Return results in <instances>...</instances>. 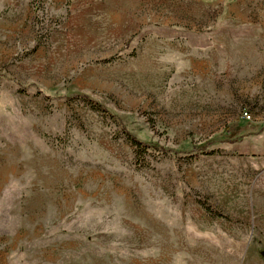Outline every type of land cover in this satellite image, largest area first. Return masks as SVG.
I'll use <instances>...</instances> for the list:
<instances>
[{
    "label": "rangeland",
    "instance_id": "374dc122",
    "mask_svg": "<svg viewBox=\"0 0 264 264\" xmlns=\"http://www.w3.org/2000/svg\"><path fill=\"white\" fill-rule=\"evenodd\" d=\"M0 264H264V0H0Z\"/></svg>",
    "mask_w": 264,
    "mask_h": 264
},
{
    "label": "trees",
    "instance_id": "16d2710c",
    "mask_svg": "<svg viewBox=\"0 0 264 264\" xmlns=\"http://www.w3.org/2000/svg\"><path fill=\"white\" fill-rule=\"evenodd\" d=\"M100 109H101V111H103L104 113L106 112L107 113V111L105 110V109H103L101 106H98ZM231 128H228V130L226 131L227 132V135L229 134V135H232L231 134V131L232 130H230ZM130 137V136H129ZM130 140L133 142V144L134 145H137V146H141V143L138 141V140H136V139H134V138H132V137H130Z\"/></svg>",
    "mask_w": 264,
    "mask_h": 264
},
{
    "label": "built area",
    "instance_id": "2783aa9c",
    "mask_svg": "<svg viewBox=\"0 0 264 264\" xmlns=\"http://www.w3.org/2000/svg\"><path fill=\"white\" fill-rule=\"evenodd\" d=\"M244 115H245V117H246L247 119H250V118H251V116H250L248 113H245Z\"/></svg>",
    "mask_w": 264,
    "mask_h": 264
}]
</instances>
